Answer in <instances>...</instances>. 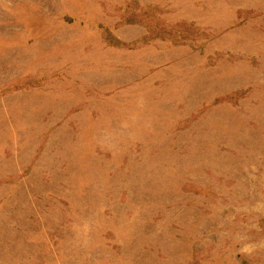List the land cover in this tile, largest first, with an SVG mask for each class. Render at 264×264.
<instances>
[{"label":"rangeland","instance_id":"rangeland-1","mask_svg":"<svg viewBox=\"0 0 264 264\" xmlns=\"http://www.w3.org/2000/svg\"><path fill=\"white\" fill-rule=\"evenodd\" d=\"M0 264H264V0H0Z\"/></svg>","mask_w":264,"mask_h":264}]
</instances>
